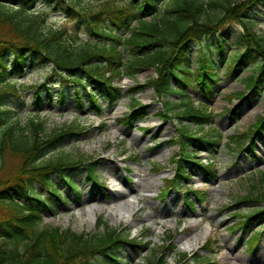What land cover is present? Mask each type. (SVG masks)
<instances>
[{
	"label": "rangeland",
	"instance_id": "374dc122",
	"mask_svg": "<svg viewBox=\"0 0 264 264\" xmlns=\"http://www.w3.org/2000/svg\"><path fill=\"white\" fill-rule=\"evenodd\" d=\"M104 1L79 0L86 9H98ZM110 1L132 5V0ZM37 8L43 9L44 4ZM43 10L47 12L43 30L65 31L72 47L77 49L87 41L107 44L105 39L90 37L83 29V23L77 26L60 12ZM250 17L254 31L264 35V1L254 5ZM241 33L240 25L229 22L220 28L218 35L190 45L185 60L187 67L196 72L204 57L212 66L216 82L211 84L210 90L201 89L193 82L185 89V94L193 107H205L211 113V125L219 131L222 141L218 147L200 143L193 148L200 162H214L215 178L187 166V176L182 184L170 191L166 188L175 172L173 159L180 152L176 143L177 129L182 122L184 125L188 122L186 118H177L162 104L168 102L176 106L181 97L178 93L162 99L144 88L129 95L133 88L155 77L152 68H142L133 78L123 77L115 82L122 94L116 104L110 106L99 97L100 117L89 104L92 89H83L67 76L63 79L50 77L49 64L17 76L13 87L17 94H9L4 99L11 113L16 114L21 123L36 117L48 130L63 125L79 129L80 133L69 138L60 152L76 160L82 157L95 162L92 180L82 168L67 169L64 177L54 176L52 191L59 195L58 198L46 188L35 186V194L46 206L41 208L39 227L70 228L76 233L88 234L102 229L98 227V221V224L117 228L124 234L129 231L130 236L117 251L119 262L116 264H149L154 257L163 258L164 264H178L180 254L187 258L180 264H197L192 258L194 253L200 256L207 253L205 264H264V219L248 228H236L241 215L262 204H235V199L248 190L251 175L264 172V126L255 135L250 134L251 140L241 151L227 147L231 137L246 135L259 118H264V83L253 93L244 82L253 71L254 62L246 61L234 67L232 74L229 72L230 61L238 53L237 40ZM119 35L128 37L126 31ZM218 42H221L222 50ZM170 83L177 86L172 75ZM38 88L41 95L35 105ZM239 93L243 94L242 98L237 96ZM133 100L138 103L134 114L131 111ZM129 116L134 121L126 124L125 119ZM102 122L104 127H100ZM188 129L197 131L194 125ZM19 162L18 158L10 156L6 160V174H13ZM109 170L118 171V178L112 177ZM135 183L148 187L136 189ZM117 193L121 197H117ZM92 194H99L97 201L91 198ZM173 197L175 204L169 206ZM124 203L132 211L129 219L124 218L119 208ZM90 210L95 212L94 217L86 215ZM210 233L214 243L201 250ZM255 234H259V240L249 249L247 240ZM167 242L170 243L168 248L164 246Z\"/></svg>",
	"mask_w": 264,
	"mask_h": 264
},
{
	"label": "trees",
	"instance_id": "16d2710c",
	"mask_svg": "<svg viewBox=\"0 0 264 264\" xmlns=\"http://www.w3.org/2000/svg\"><path fill=\"white\" fill-rule=\"evenodd\" d=\"M259 1L264 0H132V5L105 0L98 9H86L79 0H0V264H116L117 251L129 237V233L123 234L101 222L100 231L88 234L39 227L41 208L46 206L35 194V185L58 198L52 191L54 176L64 177L67 169L82 168L92 180L94 161L82 157L76 160L60 152L79 130L69 126L48 130L36 117L21 123L11 113L4 99L17 94L13 91L16 77L49 64L51 76L60 79L67 76L83 89H92L89 104L99 117V97L110 106L122 97L116 81L133 78L142 68H152L155 77L133 88L129 95L143 88L151 89L158 98H167L172 93L181 95L178 106L182 110L175 112L169 103H162L166 110L188 122L185 125L182 122L177 129L180 152L173 159L176 174L172 185L183 182L187 166L215 178L214 162H200L193 148L200 143L218 147L221 134L211 125V113L204 107L194 108L185 94L193 82L201 89L210 90L216 82L215 74L204 57L196 72L187 67L185 60L191 43L218 35L225 23H236L242 27V33L229 72L232 74L234 67L253 61L254 69L244 82L248 90L257 92L264 83V35L254 31L250 13ZM41 3L51 12L64 14L77 26L83 23L90 37L105 39L107 44L87 41L76 49L65 31L43 30L47 12L37 8ZM121 31H126L128 37L120 36ZM218 47L222 50L221 42ZM171 75L177 86L170 83ZM39 89L35 91V105L40 100ZM137 106L133 100L132 114L137 112ZM131 116L126 117V124L134 121ZM191 125L197 131L188 129ZM262 126L264 118H259L246 135L231 137L227 147L241 151L251 140L250 134L255 135ZM54 151L57 153L51 156ZM10 156L20 162L16 171L7 175L6 160ZM249 182L248 190L235 199V204L251 202L262 206L241 215L237 229L264 219V172L252 174ZM257 238L255 234L249 239L250 248L256 245ZM209 246L207 241L205 248ZM179 256L185 259L184 254ZM207 256L196 255V263L205 264ZM149 264H164V261L154 257Z\"/></svg>",
	"mask_w": 264,
	"mask_h": 264
},
{
	"label": "bare ground",
	"instance_id": "6f19581e",
	"mask_svg": "<svg viewBox=\"0 0 264 264\" xmlns=\"http://www.w3.org/2000/svg\"><path fill=\"white\" fill-rule=\"evenodd\" d=\"M108 173H109L112 177H114V178H118V176H119V172H118V171H111V170H109ZM147 187H148L147 185H145V184H141V183H135V184H134V188H136V189H146ZM120 195H121V194L117 193V197H121ZM98 197H99V194H92V196H91V198H92L93 200H95V201L98 200ZM175 201H176V200H175V198L173 197V198L169 201L168 205L170 206V205L175 204ZM119 208H120L121 211L123 212V216H124V218L129 219V218L131 217V215H132V211H130V209H128L129 206H128L126 203H124L123 205H121ZM86 215H89V217H94V216H95V212H94L93 210H90V211H87ZM196 241H197V240H196Z\"/></svg>",
	"mask_w": 264,
	"mask_h": 264
}]
</instances>
